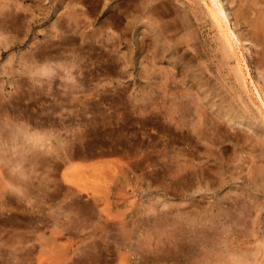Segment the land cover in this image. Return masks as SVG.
Listing matches in <instances>:
<instances>
[{"label": "rangeland", "instance_id": "obj_1", "mask_svg": "<svg viewBox=\"0 0 264 264\" xmlns=\"http://www.w3.org/2000/svg\"><path fill=\"white\" fill-rule=\"evenodd\" d=\"M219 2L230 44L210 0H0V264H264L262 47Z\"/></svg>", "mask_w": 264, "mask_h": 264}, {"label": "bare ground", "instance_id": "obj_2", "mask_svg": "<svg viewBox=\"0 0 264 264\" xmlns=\"http://www.w3.org/2000/svg\"><path fill=\"white\" fill-rule=\"evenodd\" d=\"M79 1V0H78ZM211 1V7H212V13H213V15L216 17V18H218V20L220 19V21H221V23H223L224 24V26H225V32H226V37H224L225 38V41L228 43V44H230L231 43V41L230 40H236V36L232 33V31H230V29H229V27H228V23H227V19H226V14H225V12H224V10L222 9V7H221V4H220V2H219V0H210ZM237 1H239V4H241L244 0H237ZM76 2V1H75ZM257 0H253V2H250L249 0H247V2L246 3H244V4H246V5H244L243 7H242V9L239 7V9H240V11H239V13H238V19L239 18H244L245 16V14H246V17H248L249 16V14L251 15H254V20H251L252 22H250L249 23V27H250V32H249V36H250V40H252L253 42H255V43H257V44H259L261 47H262V50H261V60H260V62H263L264 63V8H261V7H259V5L257 4ZM100 4V3H99ZM5 5V4H4ZM69 5V4H68ZM116 5V4H115ZM242 5V4H241ZM3 6H1V9H3L2 8ZM6 7H8V6H6ZM71 7V6H70ZM210 7V8H211ZM257 7L258 8H260V9H257ZM16 9V8H15ZM8 10V9H7ZM102 10V9H101ZM209 10H211V9H209ZM2 11V10H1ZM103 11V10H102ZM237 11V10H236ZM101 12V11H100ZM236 14V13H235ZM2 15V14H1ZM102 15H104L103 17H106V13L105 12H103L102 13ZM18 17V16H17ZM67 21H73L74 19H75V17H74V15H72V14H68L67 16ZM13 18V17H12ZM4 19V18H3ZM2 19V20H3ZM247 19V18H246ZM18 20V19H17ZM102 20V19H101ZM20 21V20H19ZM26 21V20H25ZM1 22H3V21H1ZM92 22V21H91ZM4 23V22H3ZM89 23V22H88ZM87 23V24H88ZM91 24V23H90ZM218 24V23H217ZM221 28V27H220ZM222 30V29H221ZM220 30V31H221ZM223 31V30H222ZM224 32V33H225ZM66 33V32H65ZM222 33V32H221ZM223 34V33H222ZM247 35V34H246ZM1 41V40H0ZM237 41V40H236ZM236 41H235V43H236ZM226 43V45H228ZM49 48V47H48ZM232 48V47H231ZM42 54V53H41ZM44 54V53H43ZM46 56V59L44 60V62H43V64H41L40 66H31L30 67V71L28 72L30 75H32L31 77H33L34 78V75H36V74H39V75H43V74H45V75H48L49 73H50V71H51V68H50V63H49V61H48V58H49V54H46L45 55ZM241 62V61H240ZM236 67H237V65H236ZM239 71H241V69L240 70H238V72ZM241 73V72H240ZM240 75V74H239ZM197 102V101H196ZM186 106V105H185ZM17 127V126H16ZM12 127V130L10 131V134H20V132H21V129H20V127ZM27 131V130H26ZM31 135V134H33V133H29V131L26 133V136H28V135ZM32 136V135H31ZM34 136H36V135H34ZM23 137V136H22ZM42 137V136H41ZM24 138V137H23ZM20 139H22L21 137H20ZM19 139V140H20ZM30 140V138H28V137H26V138H24L23 139V146L25 145V147L23 148V150H21V151H15V153L14 154H16L17 152V154H18V158H20L18 161L21 163L22 162V160H24L25 159V157L23 156V153H24V151H25V148H26V145H28V144H30L31 142H32V139L33 140H35L33 137H32V139H31V141H30V143L27 141V140ZM16 141H14V143L12 144V148L13 147H15L17 144L15 143ZM27 144H26V143ZM40 142V141H39ZM21 143V142H20ZM33 143H35V142H33ZM41 143V142H40ZM2 146H3V144H1ZM0 145V147H1V149L3 148L2 146ZM32 146H34L35 147V145H33L32 144ZM31 146V147H32ZM30 147V146H29ZM37 147V146H36ZM16 149V148H15ZM0 152H3V151H0ZM4 154H5V151L3 152ZM2 153V154H3ZM6 156V155H5ZM3 158V157H2ZM5 158V157H4ZM8 158V157H7ZM0 159H1V156H0ZM9 159V158H8ZM11 159V158H10ZM3 161H4V159H2ZM7 160V159H6ZM5 160V161H6ZM2 161V162H3ZM15 161V160H14ZM7 162V161H6ZM16 165H17V162H16ZM16 167H19V166H16ZM23 167V166H22ZM19 169V168H18ZM195 172V171H194ZM15 173V172H14ZM15 175L18 177V178H26V175H24V171H20V169H19V171L17 172V173H15ZM2 180H4V179H2ZM1 180V181H2ZM22 181V180H21ZM56 190V189H55ZM61 191H64V187H62L61 188ZM19 193H21L20 191H19ZM71 193V192H70ZM241 210V209H240ZM109 217V216H108ZM239 217V216H238ZM158 222V221H157ZM119 230H121L120 228H119ZM118 230V231H119ZM120 232V231H119ZM56 234V233H55ZM124 239V238H123ZM122 240V239H121ZM132 241V240H131ZM141 241V240H140ZM130 242V241H129ZM159 242V241H158ZM205 242V241H204ZM192 248V247H191ZM198 250V249H197ZM242 263V262H241ZM239 264V263H238Z\"/></svg>", "mask_w": 264, "mask_h": 264}]
</instances>
